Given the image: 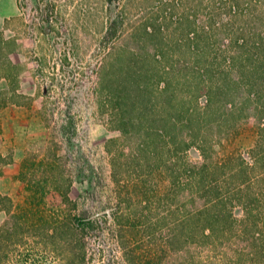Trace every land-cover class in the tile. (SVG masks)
<instances>
[{
  "label": "rangeland",
  "instance_id": "obj_1",
  "mask_svg": "<svg viewBox=\"0 0 264 264\" xmlns=\"http://www.w3.org/2000/svg\"><path fill=\"white\" fill-rule=\"evenodd\" d=\"M20 2L8 32L19 39L13 64L0 50V74L21 73L23 83L22 92L0 84V264H222L232 250L203 235L197 212L216 193L200 183L208 170L182 174L180 161L229 163L225 207L239 220L247 207L264 215V181L249 180L264 171V0ZM123 45L120 58L110 55ZM133 51L165 57L139 80L150 107L167 101L168 84L197 95L188 148L146 142V126L114 127L110 95L124 101ZM197 66L212 67L210 89H196ZM230 177L247 184L235 192Z\"/></svg>",
  "mask_w": 264,
  "mask_h": 264
},
{
  "label": "trees",
  "instance_id": "obj_2",
  "mask_svg": "<svg viewBox=\"0 0 264 264\" xmlns=\"http://www.w3.org/2000/svg\"><path fill=\"white\" fill-rule=\"evenodd\" d=\"M18 3L21 8L22 2L18 0ZM116 23V20L112 21L110 27L108 28V32L110 34H112ZM207 38L209 37L207 36ZM261 38L263 37L261 36ZM140 48L143 47L140 46ZM203 49H201V51ZM218 49L220 50V47L217 49H215L214 47L207 48L204 49L203 53L205 55H212V53H214L216 50L219 51ZM125 50V45L115 46L110 52V55L113 53L114 55L118 54L120 58L121 54L124 53ZM129 54L132 55V59L128 61L129 63L126 69V76L128 77V85H126V87L129 89V91L126 90L125 97H123L124 101L121 102L120 95H110L111 101H115L113 103L114 111L112 114V122L114 123V127L121 130L124 134H129L134 130H138L141 125L144 127L146 126L145 134L142 136L143 138H145L146 142L148 140L153 141L155 137H160L162 138L161 142L165 140V144L169 147V150H171L172 146L176 148H188L192 144L194 131L197 127V95L193 97L191 96V99H186L178 93L177 88H175V90L171 92L172 87L170 86V84H168L167 86L162 87V95L160 93V96H163L165 94L167 101H165L164 104L162 103L159 108L150 107L148 104L152 99V91L150 89V86L147 83L144 85H140L142 82L140 83L139 80L150 73V71H155V67H157L158 65H164L165 57L159 55V53H148L142 57V53L139 54V52L136 51H133L132 53L129 52ZM238 56L234 55L233 58H237ZM124 63L125 59H123L122 61V67H124ZM212 64H215V62H212ZM108 65L109 64H107L106 60L100 70L102 73L101 79H104L105 81L110 80L108 78L109 74L107 77V73H109L107 71ZM234 65L235 64L233 63V67ZM171 67L172 69H175L174 66ZM208 68L206 67V69H204L201 66H197L195 68L196 78H194L195 84H193L195 85L196 89L199 87H203V89L211 88L209 84L205 82L204 78L205 72H207L208 70L210 71L212 67ZM190 81L191 79L188 80L189 83ZM184 82L187 83L186 81H183V83ZM190 85L192 86V84ZM176 87L178 86L176 85ZM171 100H177L178 102L172 103ZM160 114H168V117H159ZM136 115L140 116L139 120H135ZM179 150L180 149H177L174 152L173 156H178ZM227 165H229V163H218L214 160L206 158L200 165L189 163L185 168V163L180 161L182 174L184 173V170L185 172H190L192 170L201 172L203 168H206L208 170L206 171V177H208L209 180L208 182H206L204 181L203 177H201L200 183L203 184V190L207 188L208 192L212 194V191L214 189L218 194V196H216V193H213V195H209V193L206 192L205 194L209 195L206 200H204L203 197H200L201 199H203V201L200 202L197 212L200 215L199 221L201 223V228L203 229V235L207 238L212 237V242H214V244H218V241L223 242L224 240H226L227 244L232 250L231 255L229 252H224L225 254L229 255H222V264H264L263 213H261L260 211H258V214L253 213L254 209L259 208L258 206H252L250 208L247 207L245 209L246 214L244 218L239 220L231 215L230 210L225 207V198L219 195L220 187L224 188L221 180H224V166ZM191 167H193L192 170L189 169ZM246 170L249 173V168L247 166L243 167V170H238L239 176L242 177L244 171ZM193 174L194 173H192L190 177H193ZM229 180H233L235 182L233 185L235 186L233 189L236 190L235 192H237V190L241 191V188L245 187V185L247 184L237 183V180L234 177H230ZM249 180H252L257 184H259V182L262 180L264 181V171L261 173V175L250 177ZM238 198L239 200L241 199V197ZM222 203L225 209L223 208L220 214H214L213 210L216 205H221Z\"/></svg>",
  "mask_w": 264,
  "mask_h": 264
},
{
  "label": "crops",
  "instance_id": "obj_3",
  "mask_svg": "<svg viewBox=\"0 0 264 264\" xmlns=\"http://www.w3.org/2000/svg\"><path fill=\"white\" fill-rule=\"evenodd\" d=\"M20 15V6L18 0H0V50H6L3 57L9 63L13 64L12 55L15 53L14 48L17 46L19 39L10 38L8 32L12 29V22ZM14 45L10 47V45ZM5 46V48H4ZM8 48V49H7ZM17 49V47H16ZM21 73H3L0 74L1 90L4 92L14 91L22 92L23 83L21 80ZM1 181V178H0ZM1 184V183H0ZM3 188L0 185V195H3ZM2 210H0V217Z\"/></svg>",
  "mask_w": 264,
  "mask_h": 264
}]
</instances>
